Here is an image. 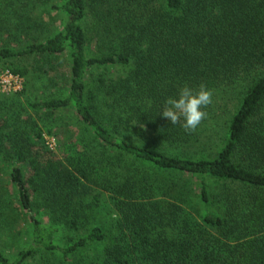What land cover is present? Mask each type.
<instances>
[{
	"label": "trees",
	"instance_id": "trees-1",
	"mask_svg": "<svg viewBox=\"0 0 264 264\" xmlns=\"http://www.w3.org/2000/svg\"><path fill=\"white\" fill-rule=\"evenodd\" d=\"M0 39L69 60L64 97L0 112V225L29 222L0 264H264V0H0ZM201 83L188 134L161 107Z\"/></svg>",
	"mask_w": 264,
	"mask_h": 264
},
{
	"label": "rangeland",
	"instance_id": "rangeland-1",
	"mask_svg": "<svg viewBox=\"0 0 264 264\" xmlns=\"http://www.w3.org/2000/svg\"><path fill=\"white\" fill-rule=\"evenodd\" d=\"M44 19L52 23H48V30L51 33L58 30L61 26V19L55 12H51L50 17L44 15ZM47 20V19H46ZM3 38H6L5 36ZM0 39V46L6 44L8 47H18L27 45L25 43H8ZM5 75H11L12 80L4 78L5 82L10 85V90L1 88L0 83V112L12 106L15 110L22 111V115L27 114L29 105L48 98H61L67 94L69 87V60L67 55H60L51 58H21V59H0V80ZM25 86V89L23 90ZM18 96V97H17ZM8 98V99H5ZM13 98V99H12ZM60 124H70L73 122L71 113L63 114L59 117ZM47 125V124H46ZM48 143V148L54 149V140L44 137ZM60 140H64V137ZM15 165V164H14ZM10 165L0 163L1 186L5 189L9 188L7 182V172ZM30 174L29 169L25 170V175ZM9 185V186H8ZM5 216L9 218V222H2L0 225V251L6 257H12L15 248H24L28 244L29 222L28 217L15 206L6 211ZM39 218L43 222H48L49 217L40 214ZM91 224L93 222L90 221ZM90 224H85L84 228ZM69 234L67 231H61L58 243L63 245L67 243Z\"/></svg>",
	"mask_w": 264,
	"mask_h": 264
},
{
	"label": "clouds",
	"instance_id": "clouds-1",
	"mask_svg": "<svg viewBox=\"0 0 264 264\" xmlns=\"http://www.w3.org/2000/svg\"><path fill=\"white\" fill-rule=\"evenodd\" d=\"M212 103L213 92L203 83L197 89L185 84L175 96L166 98L160 115L171 125H179L186 133L191 134L207 119L208 113L205 109Z\"/></svg>",
	"mask_w": 264,
	"mask_h": 264
},
{
	"label": "built area",
	"instance_id": "built-area-1",
	"mask_svg": "<svg viewBox=\"0 0 264 264\" xmlns=\"http://www.w3.org/2000/svg\"><path fill=\"white\" fill-rule=\"evenodd\" d=\"M4 78H9L12 80V76L11 75H5L4 77L1 78L0 83H1V88H7L8 90H10V85L8 82H5Z\"/></svg>",
	"mask_w": 264,
	"mask_h": 264
}]
</instances>
